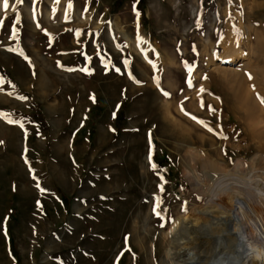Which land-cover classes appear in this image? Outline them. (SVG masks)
I'll list each match as a JSON object with an SVG mask.
<instances>
[{
    "label": "rangeland",
    "instance_id": "1",
    "mask_svg": "<svg viewBox=\"0 0 264 264\" xmlns=\"http://www.w3.org/2000/svg\"><path fill=\"white\" fill-rule=\"evenodd\" d=\"M258 96L264 0H0V264H163L193 182H264Z\"/></svg>",
    "mask_w": 264,
    "mask_h": 264
},
{
    "label": "bare ground",
    "instance_id": "2",
    "mask_svg": "<svg viewBox=\"0 0 264 264\" xmlns=\"http://www.w3.org/2000/svg\"><path fill=\"white\" fill-rule=\"evenodd\" d=\"M238 55L239 52L230 47L222 60L229 64ZM192 185L198 194L204 196V202L191 213L178 217L170 227L171 244L163 264H181L177 257L179 252L197 253L200 242L219 237L220 231L232 236V241L224 249L223 258L213 250L214 254H208L202 261L190 260L184 264H264V182L219 189H206L200 181ZM248 192L249 195H246ZM224 208L228 212L226 215L222 214ZM224 217L238 222L227 224ZM217 232H220L219 235ZM134 239L138 241V238Z\"/></svg>",
    "mask_w": 264,
    "mask_h": 264
},
{
    "label": "snow or ice",
    "instance_id": "3",
    "mask_svg": "<svg viewBox=\"0 0 264 264\" xmlns=\"http://www.w3.org/2000/svg\"><path fill=\"white\" fill-rule=\"evenodd\" d=\"M18 2H22V0H18ZM57 2H59V0H57ZM8 7H9V0H3V8H4V9H8ZM69 7H71V4H69ZM137 16H139V13H137ZM84 71H88V70H87V69H84ZM117 71H119V69H117ZM189 71L191 72V68H189ZM205 78H207V77H205ZM249 78L251 79V76H249ZM189 85L191 86V81H190V80H189ZM199 91H200V93H203V92L206 91V90L203 89V88H201ZM165 95H168V94L165 93ZM21 99H24V98L21 97ZM93 99H94V97H93ZM258 99L260 100L261 104L264 105V97H259V96H258ZM203 106H204V105H203V101L201 100V107H203ZM181 110L184 111L183 108H181ZM209 110H210L211 112H215V111H216L215 109L211 108V106H209ZM185 114H186V115H190V114H188V113H185ZM0 115H4V114H0ZM191 119H193V120H195L197 123L201 124V125H202L203 127H205L208 131H210V132L213 131V129L210 128V127L208 126V124L205 123L203 120H199V119H197V117H195V116H191ZM8 122H9V123H16V121H13V120H11V119H9ZM21 127H23L22 124H21ZM217 135H221V136H222V132H221V133H217ZM237 135H238V134H237ZM222 138L227 139L226 136H222ZM149 159H150V161H151V156L149 157ZM151 166L153 167V169H155V167H156V165H154V164H152ZM157 215H159V213H157ZM5 235H7V231H6V230H5Z\"/></svg>",
    "mask_w": 264,
    "mask_h": 264
}]
</instances>
